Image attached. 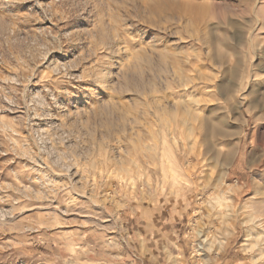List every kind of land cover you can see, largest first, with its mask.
Wrapping results in <instances>:
<instances>
[{
    "label": "rangeland",
    "instance_id": "obj_1",
    "mask_svg": "<svg viewBox=\"0 0 264 264\" xmlns=\"http://www.w3.org/2000/svg\"><path fill=\"white\" fill-rule=\"evenodd\" d=\"M0 264H264V0H0Z\"/></svg>",
    "mask_w": 264,
    "mask_h": 264
},
{
    "label": "bare ground",
    "instance_id": "obj_2",
    "mask_svg": "<svg viewBox=\"0 0 264 264\" xmlns=\"http://www.w3.org/2000/svg\"><path fill=\"white\" fill-rule=\"evenodd\" d=\"M228 131L227 130H225V131H223L222 132V136L224 137V138H226L227 136H228ZM225 141V140H224ZM229 142V141H228ZM208 149V148H207ZM211 151V150H210ZM238 151V148H231L230 150H228L226 153H221V155H222V167H223V173H224V177H227L226 176V173L228 172V169H229V167H230V165H231V163H232V161H233V159H234V156L236 155V152ZM222 169V168H221ZM222 175L220 176V178L222 179ZM219 181H221V180H219ZM223 182V181H222ZM226 182V181H225ZM225 186V185H224ZM219 190V189H218ZM228 190V189H227ZM219 193V192H218ZM224 194H225V192H223ZM221 194H222V192H221ZM233 194H235V193H233ZM221 196H223V195H221ZM218 198V197H217ZM226 198V197H225ZM222 199H224L223 197H222ZM227 199V198H226ZM228 201H229V198H228ZM225 202V201H224ZM227 202V201H226ZM230 202V201H229ZM245 204V203H244ZM248 203H246V205H247ZM235 208V207H234ZM236 212H237V209H236ZM260 221H262L261 219H259ZM248 222V221H247ZM249 222H251V221H249ZM252 222H254V221H252ZM262 223V222H261ZM252 224V223H251ZM261 226V225H260ZM220 246H222V245H220ZM221 248V247H220Z\"/></svg>",
    "mask_w": 264,
    "mask_h": 264
}]
</instances>
